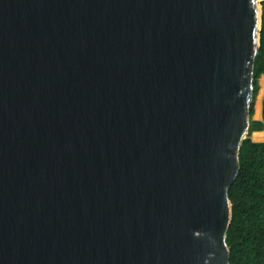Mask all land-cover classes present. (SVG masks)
<instances>
[{"label":"water","instance_id":"obj_1","mask_svg":"<svg viewBox=\"0 0 264 264\" xmlns=\"http://www.w3.org/2000/svg\"><path fill=\"white\" fill-rule=\"evenodd\" d=\"M263 0H0V264H230Z\"/></svg>","mask_w":264,"mask_h":264},{"label":"trees","instance_id":"obj_2","mask_svg":"<svg viewBox=\"0 0 264 264\" xmlns=\"http://www.w3.org/2000/svg\"><path fill=\"white\" fill-rule=\"evenodd\" d=\"M258 49L253 68V99L258 78L264 75V0L261 3ZM251 103V115L253 114ZM264 130V92L261 119H251L239 150V170L229 192L231 220L226 231L230 264H264V141H253L252 132Z\"/></svg>","mask_w":264,"mask_h":264},{"label":"rangeland","instance_id":"obj_3","mask_svg":"<svg viewBox=\"0 0 264 264\" xmlns=\"http://www.w3.org/2000/svg\"><path fill=\"white\" fill-rule=\"evenodd\" d=\"M258 84H259V90H258V93H259V91H261V96L260 97H262V95H263V92H264V75L262 76H260L259 78H258ZM258 93H257V95H258ZM257 95L255 96V98L253 99V102H254V104H253V114L251 115V117H253V118H257L255 115H256V102H255V100H256V97H257ZM260 107H261V102H260ZM261 110L259 109L258 110V113L260 112ZM252 136V133H251V135H250V137ZM253 141H264V139H259V138H257V140H253Z\"/></svg>","mask_w":264,"mask_h":264},{"label":"bare ground","instance_id":"obj_4","mask_svg":"<svg viewBox=\"0 0 264 264\" xmlns=\"http://www.w3.org/2000/svg\"><path fill=\"white\" fill-rule=\"evenodd\" d=\"M263 76V75H262ZM261 91H259V93H258V95H257V97H256V100H255V102H256V117H258V110L260 109L261 110V107H260V102H261V99H262V97H260L261 96ZM252 139L253 140H257V138H259V139H264V130H262V131H258V132H252Z\"/></svg>","mask_w":264,"mask_h":264},{"label":"crops","instance_id":"obj_5","mask_svg":"<svg viewBox=\"0 0 264 264\" xmlns=\"http://www.w3.org/2000/svg\"><path fill=\"white\" fill-rule=\"evenodd\" d=\"M254 119H258V120L261 119V111L258 113V117L257 118H254ZM256 132H258V131H256ZM250 138L252 139V137H250Z\"/></svg>","mask_w":264,"mask_h":264}]
</instances>
